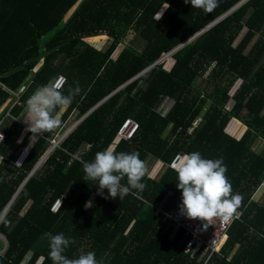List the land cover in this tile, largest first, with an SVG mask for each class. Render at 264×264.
<instances>
[{"label":"trees","instance_id":"16d2710c","mask_svg":"<svg viewBox=\"0 0 264 264\" xmlns=\"http://www.w3.org/2000/svg\"><path fill=\"white\" fill-rule=\"evenodd\" d=\"M105 38L100 49L86 43ZM169 54V70L165 58L153 66ZM58 77L75 99L57 128L29 141L25 120L17 118L28 98ZM22 86L16 105L13 94ZM5 104L12 119L1 130L0 216L10 206L0 222V264H52L49 234L59 233L76 241L66 249L69 259L92 251L99 264H199L201 250L185 252L183 232L152 208L180 203L177 173L168 165L194 151L222 158L233 194L243 197L241 218L210 264H264V200L253 199L264 182V146L253 148L264 143V0H218L211 13L184 0H0ZM127 120L139 130L117 142ZM234 122L245 128L239 139L228 131L240 129ZM76 123L29 177L51 142ZM109 146L163 164L157 177L146 174L139 197L105 199L98 184L84 180L83 162ZM16 148L28 152L19 168L9 159Z\"/></svg>","mask_w":264,"mask_h":264},{"label":"clouds","instance_id":"9594fccd","mask_svg":"<svg viewBox=\"0 0 264 264\" xmlns=\"http://www.w3.org/2000/svg\"><path fill=\"white\" fill-rule=\"evenodd\" d=\"M184 3H190L192 8L206 13H211L218 6V0H184ZM74 99V90L69 87L65 94L56 81L50 80L39 87L26 101L24 119L28 127L25 131L31 132L32 138L51 132L60 125V114ZM177 160L174 166L178 177L177 188L182 191L181 210L187 217L206 221L218 217L224 222L238 217L237 210L243 197L239 193L233 194L222 158L205 159L200 152L194 151L178 156ZM83 172L84 180L98 184L97 194L105 199L119 197L123 200L128 195L139 197L147 187L143 182L147 169L139 152H115L109 146L97 152L94 160L83 162ZM125 179L126 183H122ZM105 189L107 196L104 195ZM85 207H91V202ZM49 235L48 255L52 264H99L92 251L69 259L65 252L76 243L75 239L63 233Z\"/></svg>","mask_w":264,"mask_h":264},{"label":"built area","instance_id":"2783aa9c","mask_svg":"<svg viewBox=\"0 0 264 264\" xmlns=\"http://www.w3.org/2000/svg\"><path fill=\"white\" fill-rule=\"evenodd\" d=\"M215 67V64L210 67L208 72H210L211 69ZM208 72L204 74L203 77H206ZM61 86H63L65 79L63 77H58L56 80ZM24 91V87H20L17 91V93H14V104L20 105L19 101V94H21ZM11 109V108H10ZM9 109V110H10ZM9 110L6 111L4 115L5 118H10ZM2 121H0V128H1ZM25 129L28 127V125H24ZM139 130V125L131 120H127L124 125L122 126L121 130L118 133V142L125 140V141H131L136 133ZM29 133L28 140L33 141L37 136L33 137V134L31 132ZM66 138V137H65ZM65 138H62L61 140L52 141L51 145V153H53L56 149L60 148L61 143L64 141ZM3 142V135L0 131V145ZM49 154V156L51 155ZM28 156L27 151H22L19 153L15 161L13 162L15 167H21L26 160ZM48 156V157H49ZM182 156V154H177L168 167L172 170H174V166L178 163L177 157ZM47 157V158H48ZM46 158V159H47ZM72 160L79 161V158L77 155H74L71 157ZM63 203V196L59 197L51 207V212L56 213L60 209L61 205ZM182 200L178 205L170 209L169 211H165L162 208V205L159 203H156L152 205L153 212L155 215L160 216L162 222H171L177 229H180L183 232V235L185 237V252H189L191 250H201L200 254V260L199 264H210L211 258H213L215 255L219 254L220 249L222 248L223 244L225 243L228 235V231L231 227V225L239 221L241 218V211H238V217L234 216L230 221L224 222L222 219L216 217L212 218L209 221L201 220L199 218L191 219L187 217L185 213L181 210Z\"/></svg>","mask_w":264,"mask_h":264},{"label":"rangeland","instance_id":"374dc122","mask_svg":"<svg viewBox=\"0 0 264 264\" xmlns=\"http://www.w3.org/2000/svg\"><path fill=\"white\" fill-rule=\"evenodd\" d=\"M135 36H134V34L133 33H131L130 35H129V37L126 39V42L128 43L130 40H132L133 38H134ZM107 40V38H105L104 40H100L99 42H96V43H93V42H86L87 44H89L90 46H93L94 48H96V49H100V48H102L104 45H107V43L106 42H108V41H106ZM172 63H173V60L171 59V58H165L164 59V69H166V70H169L170 69V67H171V65H172ZM239 83H240V81H236V82H234V84H233V86L231 87V89L229 90V94L230 95H232L233 93H234V91L236 90V88L238 87V85H239ZM167 106L166 107H168L169 106V103L168 104H166ZM6 110H8V104H5V105H3V106H1L0 107V118L3 116L4 117V113L6 112ZM77 124L78 123H76V124H74L75 125V127L77 126ZM232 124H238L239 126V130H238V134H240L241 132H243V130L245 129L244 128V126H242V125H240V123L239 122H234V123H232ZM74 125L72 126V128L74 127ZM2 126H4V125H2ZM1 126V127H2ZM229 126H230V124H229ZM234 127H236L237 128V126H234ZM71 128V129H72ZM71 129H69V130H71ZM68 130V131H69ZM67 131V132H68ZM228 131H229V133H230V135H232L233 137H235L236 136V132L234 133V131H233V128H231V127H228ZM66 132V133H67ZM240 132V133H239ZM65 133V134H66ZM118 141V140H117ZM58 142V141H57ZM263 146H264V143L262 142V141H260V140H257V141H255V144L253 145V148L256 150V151H261L262 150V148H263ZM113 149V148H112ZM49 156V155H48ZM47 156V157H48ZM44 158H45V156H44ZM43 158V159H44ZM42 159V160H43ZM46 160V159H45ZM149 177H152L151 175H149ZM264 183V182H263ZM118 199H120L119 197L117 198V200ZM253 199L254 200H258V199H262V200H264V185H261L259 188H258V190L256 191V193L253 195ZM0 242L2 243V240H1V238H0ZM0 243V247L2 246V244Z\"/></svg>","mask_w":264,"mask_h":264},{"label":"crops","instance_id":"0c3cea01","mask_svg":"<svg viewBox=\"0 0 264 264\" xmlns=\"http://www.w3.org/2000/svg\"><path fill=\"white\" fill-rule=\"evenodd\" d=\"M106 37V36H105ZM11 107H9V109H10ZM26 108V107H25ZM25 108L22 110V112L20 113V115H19V117L17 118V121L19 122V123H21V124H24L23 122H24V115H25ZM8 109V110H9ZM8 110H6V111H8ZM6 113V112H5ZM5 113H4V115H5ZM10 119V118H9ZM8 118H5L4 119V117L2 116L1 118H0V121H2V124H1V126L2 125H4V126H2L1 128H0V131L2 130V128H4L5 127V125H6V123H8V120H9ZM14 120V119H13ZM27 125V124H26ZM75 126V125H74ZM74 129V128H73ZM72 129V130H73ZM245 130V129H244ZM243 130V131H244ZM2 132V131H1ZM72 132V131H71ZM240 133V132H239ZM69 135V134H68ZM67 135V136H68ZM241 135H242V132L240 133V134H238V130L236 131V136H235V138H237V139H239L240 137H241ZM66 136V137H67ZM62 138H65L64 136L62 137ZM61 138V139H62ZM118 142V141H117ZM258 152V151H257ZM19 155V150L16 148V149H14L13 151H12V153L9 155V159H10V161H15V159L17 158V156ZM162 163L160 162V161H154L152 158H147V160H146V162H145V166H146V169H147V174H148V177H149V175H151L152 177L151 178H155V177H157L159 174H160V172H161V170H162ZM261 185H264V183H262ZM176 228V227H175ZM177 229V228H176Z\"/></svg>","mask_w":264,"mask_h":264},{"label":"water","instance_id":"95a60500","mask_svg":"<svg viewBox=\"0 0 264 264\" xmlns=\"http://www.w3.org/2000/svg\"><path fill=\"white\" fill-rule=\"evenodd\" d=\"M243 3V2H242ZM192 40V39H191ZM190 41V40H189ZM189 41H187L185 44H183L181 47H183L184 45H186ZM181 47H179L178 49H180ZM178 49H176L175 51H173L172 53H174V52H176ZM171 53V54H172ZM171 54H169V55H167L166 57H168V56H170ZM165 56L163 57V58H161L156 64H154L153 66H155V65H157L161 60H163L164 58H166ZM153 66H151L150 68H152ZM150 68H148L147 70H145L143 73H141L140 75H142V74H144L146 71H148ZM75 127V126H74ZM73 127V128H74ZM72 128V129H73ZM72 129L71 130H69L65 135H64V137H66L68 134H70L71 133V131H72ZM51 153V151H49L47 154H46V156H45V158L43 159V160H41V162L39 163V165L35 168V170H33V172L30 174V176L29 177H31V175L39 168V166L41 165V163L47 158V156L49 155ZM28 177V178H29ZM27 181V180H26ZM24 184H25V182H24ZM23 184V185H24ZM23 185H22V187H23ZM21 187V188H22ZM10 206V205H9ZM9 206L8 207H6V209L3 211V213L1 214V216H0V222H1V220L3 219V216H4V214L6 213V210H8V208H9Z\"/></svg>","mask_w":264,"mask_h":264}]
</instances>
